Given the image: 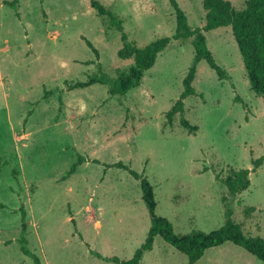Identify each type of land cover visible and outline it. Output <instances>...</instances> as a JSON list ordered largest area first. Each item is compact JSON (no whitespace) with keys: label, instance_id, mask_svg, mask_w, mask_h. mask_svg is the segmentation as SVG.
I'll list each match as a JSON object with an SVG mask.
<instances>
[{"label":"rangeland","instance_id":"1","mask_svg":"<svg viewBox=\"0 0 264 264\" xmlns=\"http://www.w3.org/2000/svg\"><path fill=\"white\" fill-rule=\"evenodd\" d=\"M92 1L113 11L139 47L176 31L169 0H19L18 11L0 7V264H35L21 250L22 210L28 247L42 264H112L90 250L131 259L151 220L140 181L106 168L116 163L148 178L157 215L169 219L177 235L223 227L229 206L247 236L264 239V165L234 201L216 179L231 168L252 170V160L264 154V99L251 90L232 28L205 33L231 80H219L205 61L199 64L193 83L198 95L185 100L186 119L200 128L190 135L179 115L166 125L193 63L190 42L163 52L140 87L123 98L110 97L103 85L67 90V82L99 74L84 39L99 51L111 78L133 65L117 57L120 33L98 16ZM177 1L192 28L205 25L202 0ZM226 1L243 10L248 0ZM78 155L90 161L66 178ZM187 262L157 237L141 264ZM198 264L264 263L226 244L208 250Z\"/></svg>","mask_w":264,"mask_h":264},{"label":"trees","instance_id":"2","mask_svg":"<svg viewBox=\"0 0 264 264\" xmlns=\"http://www.w3.org/2000/svg\"><path fill=\"white\" fill-rule=\"evenodd\" d=\"M169 2L176 15V31L174 35L160 38L144 47H139L129 40L124 22L113 11L106 8L98 1H92L91 6L96 10L98 16L107 17L110 25L116 28L120 33L122 48L118 51L117 57L124 61L131 60L133 65L130 67L129 71L121 73L119 77L111 78L102 70V65L99 62V51L89 40L84 39L86 45L96 56L99 74L89 78L86 82L74 84H69L67 82V90L70 92L78 89L90 88L94 85H103L108 88L110 97L123 98L130 91L140 87L146 72L150 71L155 66L158 57L163 52L173 48L176 44L183 46L190 42L195 50L193 63L183 81L184 90L179 100L166 114V125L172 126L175 117L179 115L181 117V126L187 130L190 135H195L200 128L197 125L191 124L190 121L186 119L184 112L185 100L191 96L198 95L193 87V83L197 77L199 64L205 61L217 74L219 80H231L228 72L218 65L213 53L209 49L205 33L218 28L231 27L245 66L251 90L258 97L264 99V0H248L243 10L235 9L232 3L226 0H202L203 9L206 13L205 25L196 29L190 26L188 16L180 7L178 1L169 0ZM3 5L18 11L19 0L0 3V7ZM46 95H53V92H48ZM60 103H62L61 100ZM119 103L120 106H123L121 101H119ZM89 161L90 160L86 159L84 156L78 155V161L71 167L66 178L73 176L81 165ZM91 162L100 163L97 160ZM263 165L264 154L260 158L252 160V170L231 168L226 178H222L217 174L216 179L226 186L231 201H234L239 195L249 190L251 186L250 174ZM106 168L125 170L135 180L140 181L142 200L148 209L151 225L146 241L136 250L131 259L122 260L116 256L104 257L100 253L90 250L91 255L94 257L112 264H141L145 254L153 251L155 239L160 237L179 253L185 255L188 259L187 264H198L204 258L208 250L226 244H233L242 248L264 263V239L261 237L247 236L242 226L234 222L233 211L229 206H227L225 210V225L223 227L209 233L194 231L186 235H177L173 223L169 219L157 215L155 189L148 178L137 173L123 163L106 165ZM2 169L3 161L0 157V175ZM26 219L27 214L22 210V231L20 239L22 253L32 259L35 264H42L40 258L28 247V225ZM72 222L76 225L74 220H72ZM76 233L78 234L77 229ZM79 237L83 240L80 234ZM88 247L90 248L89 245Z\"/></svg>","mask_w":264,"mask_h":264}]
</instances>
